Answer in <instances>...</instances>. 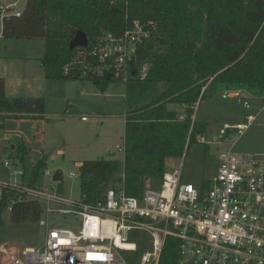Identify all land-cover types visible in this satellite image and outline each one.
<instances>
[{"label":"trees","instance_id":"trees-1","mask_svg":"<svg viewBox=\"0 0 264 264\" xmlns=\"http://www.w3.org/2000/svg\"><path fill=\"white\" fill-rule=\"evenodd\" d=\"M133 19L154 24L130 65L135 74L147 63L146 77L132 74L124 81L123 187L127 195L140 198L146 184L160 187L166 159L181 157L206 129L195 118L196 104L205 94L214 93L219 84L259 92L264 88V0H26L20 15L1 19V35L43 39L44 77L79 79L76 66L64 73L78 49L68 48L76 31H84L90 45L106 33L119 36ZM86 79L100 91L116 80L108 73ZM171 104L181 107L182 115ZM26 117L44 118V99L7 97L0 78V120ZM26 154L18 140L9 158L23 164ZM45 164L42 154L32 165L27 185H35ZM118 166L114 157L83 161L78 172L83 201H94L107 187L119 188ZM54 181L62 193L60 181ZM18 196L13 188H1L0 228L4 210L13 223L38 221L40 204ZM178 246V238L166 236L159 264H179Z\"/></svg>","mask_w":264,"mask_h":264},{"label":"built area","instance_id":"built-area-1","mask_svg":"<svg viewBox=\"0 0 264 264\" xmlns=\"http://www.w3.org/2000/svg\"><path fill=\"white\" fill-rule=\"evenodd\" d=\"M13 7L14 3L0 4L1 19L20 15V10ZM153 27L152 22L133 19L119 36H98L90 45L77 47L64 73L76 66L80 78L105 73L123 82L132 74L145 78L147 63L135 74L130 65ZM249 91L246 87H232L221 96L233 98L249 110ZM260 94L263 104L258 111L264 109V88ZM256 116L245 113L242 122L223 123L214 133L211 141L226 147L218 152L216 173L205 186L183 181L179 166L163 173L159 188L146 184L140 198L126 194L123 174L119 188H105L92 202L81 197L66 198L54 180L48 189L16 182L23 175L16 168L19 163L2 159L1 164L10 169L14 180L0 181V188H13L19 192V200L40 204L37 223L44 229L45 241L41 248L0 243V264H127L121 252L137 249L136 243L126 237L132 230L149 233L138 264H159L166 236L179 239V264H264V155L233 151ZM206 130L207 127L197 133L195 139L208 144ZM116 147L123 150V145ZM77 175L70 172L72 177ZM62 215L75 217V223L64 226L65 221L54 218L62 219ZM90 254L98 258L90 259Z\"/></svg>","mask_w":264,"mask_h":264},{"label":"rangeland","instance_id":"rangeland-1","mask_svg":"<svg viewBox=\"0 0 264 264\" xmlns=\"http://www.w3.org/2000/svg\"><path fill=\"white\" fill-rule=\"evenodd\" d=\"M8 0H0L6 4ZM17 3L14 9L21 8ZM1 15V14H0ZM44 53V41L39 38L6 39L1 35L0 26V69L7 64L13 72L22 73L19 64H30L31 74L42 69L40 59ZM1 71V70H0ZM38 71V72H34ZM84 78L46 79L42 97L45 99L44 118H6L0 127V181L12 182L9 168L1 164L8 159L11 146L16 141H23L27 148L23 165L16 166L23 171L16 182H27L34 162L46 156L45 167L39 171L34 187L48 189L52 177L59 174L62 194L66 198L79 200L80 176H70V172H79V163L100 157H114L119 161L117 174L123 172V151L116 146L122 144L124 135V82L116 79L100 91L90 80ZM233 86L219 84L212 94H205L197 103L195 118L206 124L208 144L192 140L184 148L179 158H167L166 171L181 166V178L200 187L203 181L216 173L217 154L226 146L218 145L213 140L214 133L223 123L242 122L245 113L257 114L249 128L235 144L233 151L238 154L251 153L264 155V109L261 94L257 90L249 91L250 109H244L233 98H222V93ZM173 104L170 105L172 107ZM84 117V119H83ZM196 138V136H195ZM17 162V161H15ZM45 171L48 173L44 174ZM22 183V182H21ZM151 186L150 184H148ZM1 189V188H0ZM54 218L65 221L64 226H71L76 218L62 215ZM3 225L0 228V243H7L20 248H41L45 241L44 229L33 221L13 223L8 210L2 214ZM53 218L50 219L52 221ZM137 245L135 251H122L127 264H138L139 256L146 249L149 233L132 230L126 234Z\"/></svg>","mask_w":264,"mask_h":264},{"label":"crops","instance_id":"crops-1","mask_svg":"<svg viewBox=\"0 0 264 264\" xmlns=\"http://www.w3.org/2000/svg\"><path fill=\"white\" fill-rule=\"evenodd\" d=\"M26 0H8L6 4L8 3H14V7L17 5V3L23 2L21 8H17L15 10H22L24 3ZM0 26H1V17H0ZM20 68L23 70L22 73L13 72L9 69V66L7 64H2L1 71H0V78L4 80V92L7 97H14V96H26V97H42L43 87L46 81V78L43 74V69L34 72H38L36 74H31L30 72L32 69L30 68V64L27 65L22 64L20 62L19 64ZM42 67V65H41ZM43 86V87H42ZM44 99V97H42ZM45 103V99H44ZM46 106V104H45ZM177 109L180 114L182 115V108L178 107L176 105H172V107ZM125 124V119H124ZM0 127L3 128V122H0ZM124 136V135H123ZM123 145V137H122V144ZM123 151V150H122ZM105 158V157H104ZM166 163V161H165ZM81 163H79L80 165ZM23 165V164H21ZM174 169V168H172ZM56 176V174L54 175ZM54 176L52 177V180H54ZM57 177V176H56ZM59 179V177H57ZM57 179V180H58ZM1 191V189H0Z\"/></svg>","mask_w":264,"mask_h":264},{"label":"water","instance_id":"water-1","mask_svg":"<svg viewBox=\"0 0 264 264\" xmlns=\"http://www.w3.org/2000/svg\"><path fill=\"white\" fill-rule=\"evenodd\" d=\"M88 44L87 35L84 31L78 30L76 31L73 38L69 41V50H73L76 47H86ZM54 180H57L58 178L54 176Z\"/></svg>","mask_w":264,"mask_h":264},{"label":"snow or ice","instance_id":"snow-or-ice-1","mask_svg":"<svg viewBox=\"0 0 264 264\" xmlns=\"http://www.w3.org/2000/svg\"><path fill=\"white\" fill-rule=\"evenodd\" d=\"M89 258L91 259V258H98V257H94V256H92V254H90Z\"/></svg>","mask_w":264,"mask_h":264},{"label":"bare ground","instance_id":"bare-ground-1","mask_svg":"<svg viewBox=\"0 0 264 264\" xmlns=\"http://www.w3.org/2000/svg\"><path fill=\"white\" fill-rule=\"evenodd\" d=\"M132 248V247H131Z\"/></svg>","mask_w":264,"mask_h":264}]
</instances>
